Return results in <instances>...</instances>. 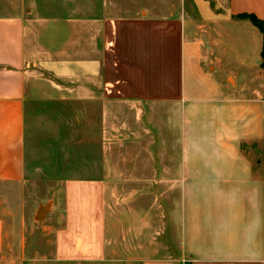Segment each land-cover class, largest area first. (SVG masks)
<instances>
[{"label":"crops","instance_id":"obj_1","mask_svg":"<svg viewBox=\"0 0 264 264\" xmlns=\"http://www.w3.org/2000/svg\"><path fill=\"white\" fill-rule=\"evenodd\" d=\"M175 1L132 17L104 2V18L93 7L63 24L44 15L52 1L38 12L35 0H7L0 14V190L28 182V103L101 109L103 141L113 105L124 114V159L103 149L97 176L63 183L55 263L264 264V159L252 160L264 155V36L245 18L264 21V0ZM3 232L0 218V253Z\"/></svg>","mask_w":264,"mask_h":264},{"label":"rangeland","instance_id":"obj_2","mask_svg":"<svg viewBox=\"0 0 264 264\" xmlns=\"http://www.w3.org/2000/svg\"><path fill=\"white\" fill-rule=\"evenodd\" d=\"M7 0H0V14L7 9ZM32 7L40 9L43 0H35ZM52 1L53 11L44 13L45 16H55L60 24L67 20H85L93 17L104 18L110 12L102 11L104 2L123 4L124 12L119 14L125 17L140 16L141 8L151 10L155 2L159 8H164L166 0H44ZM155 1V2H154ZM178 5L179 0H176ZM39 12V11H38ZM46 12V11H45ZM90 13V16H89ZM161 14V13H160ZM163 14V13H162ZM165 14V13H164ZM53 20V19H50ZM33 33H32V32ZM62 36H69L70 29H61ZM30 33L37 34L36 29ZM69 83L70 80H66ZM233 83V79H229ZM70 87V86H69ZM45 92V91H44ZM49 98V97H46ZM55 99L56 97H52ZM70 99V98H69ZM109 141L102 139L100 125L101 109L88 108L77 105L71 100L41 99L30 102L26 113V165L28 182L25 187L0 190V218L4 225V244L0 253V264H59L52 261L54 256L53 230L62 226L61 214L64 210L63 183L66 179L87 178L99 173L93 167L105 159L117 165L124 146H120L118 132L119 117L124 115L118 106L113 105ZM100 133V138L91 139L89 136ZM134 144V140L132 141ZM103 143L106 145L104 147ZM104 149V150H103ZM262 153V152H260ZM257 159H264V155H254ZM112 176V205L118 203L125 196L119 189V173L113 171ZM56 201V208L44 222H34L36 211L41 205L49 201Z\"/></svg>","mask_w":264,"mask_h":264},{"label":"water","instance_id":"obj_3","mask_svg":"<svg viewBox=\"0 0 264 264\" xmlns=\"http://www.w3.org/2000/svg\"><path fill=\"white\" fill-rule=\"evenodd\" d=\"M52 208V202L50 201L46 205H41L36 212L34 220L36 222H43L46 220L47 215L50 213Z\"/></svg>","mask_w":264,"mask_h":264},{"label":"trees","instance_id":"obj_4","mask_svg":"<svg viewBox=\"0 0 264 264\" xmlns=\"http://www.w3.org/2000/svg\"><path fill=\"white\" fill-rule=\"evenodd\" d=\"M246 19H249L250 22L263 34L264 36V21H260L259 19H257L254 16H246ZM262 59H263V63H262V68L264 70V45H263V51H262Z\"/></svg>","mask_w":264,"mask_h":264}]
</instances>
